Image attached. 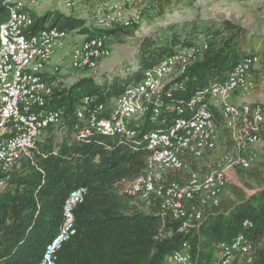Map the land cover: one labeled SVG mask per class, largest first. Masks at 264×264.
Here are the masks:
<instances>
[{
  "label": "trees",
  "instance_id": "16d2710c",
  "mask_svg": "<svg viewBox=\"0 0 264 264\" xmlns=\"http://www.w3.org/2000/svg\"><path fill=\"white\" fill-rule=\"evenodd\" d=\"M4 1L0 0V24L9 16ZM31 15L32 32L45 27L67 32L79 29L88 36L104 34L117 42L131 35L130 29L123 28L88 32L80 20L56 11ZM199 35L204 36L207 49L187 68L183 87L173 90L164 100L166 104L182 103L188 111L197 94L223 81L233 66L249 55L260 56L264 71V36L258 37L231 20L203 21L142 38L134 57L136 64L122 73L118 70L100 80L80 78L68 88L58 85L46 108L62 112L60 129H47L31 150V158L21 159L3 177L0 264H36L63 222L68 194L77 188H85L86 194L74 210L75 234L56 252L55 264H165L184 245L192 264H215L219 245L238 235L253 247V255L249 263L234 264H264V151L243 173L242 187L227 184L218 204L206 209L199 223L183 230L182 223L163 212L158 203L144 209L140 201L122 192V183L145 172L150 151L142 136L166 128L174 113L162 111L155 119L145 116L131 122L137 132L133 140L97 132L76 137L82 123L75 110L83 97L92 96L109 106L128 85L139 82L146 70L194 44ZM225 135L222 129L221 139ZM245 221L247 226H243Z\"/></svg>",
  "mask_w": 264,
  "mask_h": 264
},
{
  "label": "built area",
  "instance_id": "2783aa9c",
  "mask_svg": "<svg viewBox=\"0 0 264 264\" xmlns=\"http://www.w3.org/2000/svg\"><path fill=\"white\" fill-rule=\"evenodd\" d=\"M43 1H4L9 16L0 24V191L5 187L3 177L21 159L31 158V150L45 131L61 127L62 112L49 110L46 105L60 83L57 75L63 74L64 62L75 71L95 72L112 54L113 40L104 34L77 40L73 31L56 27L32 32L31 9ZM57 1L71 10L80 0ZM142 1L104 4L97 12L96 25L105 31L139 28ZM206 49L205 40L182 47L146 70L139 82L128 85L109 106L85 96L75 110L76 119L82 123L77 138L97 132L133 140L137 132L131 122L145 116L155 119L162 111L175 114L166 128L142 136L150 151L145 172L122 183V192L140 201L144 209L158 203L163 212L182 223L183 230L199 223L205 210L218 204L231 170H247L258 161L255 148L264 128L262 105L243 100L256 87L258 55L242 58L223 81L197 94L188 111L182 103H165L173 90L183 87L187 68L198 62ZM235 96L239 100L234 101ZM222 129L226 131L223 139ZM172 175L177 179H169ZM85 194V188L68 194L63 222L36 264H55L56 252L75 234L74 210ZM247 225L245 221L243 226ZM252 255L253 247L238 235L219 245L215 264L249 263ZM165 264H192L185 245Z\"/></svg>",
  "mask_w": 264,
  "mask_h": 264
},
{
  "label": "rangeland",
  "instance_id": "374dc122",
  "mask_svg": "<svg viewBox=\"0 0 264 264\" xmlns=\"http://www.w3.org/2000/svg\"><path fill=\"white\" fill-rule=\"evenodd\" d=\"M126 0H80L78 4L71 10H66L58 3L57 0H44L40 4L33 6L31 12L40 16L46 12L56 11L70 16L83 22V28L92 32L100 30L96 25L95 18L99 9L107 6L108 2L123 3ZM143 21L139 28L130 29L131 35L121 39V42L113 40L112 57L109 66L113 63L114 70L118 72L131 67L134 64V57L138 48V42L146 36L157 35L165 33L168 28L177 25L197 24L203 21H221L231 20L242 27H246L250 33L256 36H264V0H143ZM79 30V29H78ZM74 30L73 36L77 40H82L87 36V33ZM82 30V29H81ZM204 36L199 35L194 43L204 41ZM58 52V51H56ZM58 55V54H57ZM55 53L56 59L58 56ZM133 62V63H131ZM67 61L61 66L64 70ZM98 71V70H97ZM91 73L89 76H80L72 73H66L65 79L61 80L59 85L61 88H68L80 78L99 77L98 72ZM115 72V73H117ZM72 74V75H71ZM84 74V73H83ZM112 74H109L111 76ZM63 76V75H62ZM59 78L61 75H57ZM264 90V88H263ZM60 128H58L59 130ZM246 170H236L229 175L228 184H235L243 186V173ZM247 193H251L247 191ZM225 194V191L224 193Z\"/></svg>",
  "mask_w": 264,
  "mask_h": 264
},
{
  "label": "crops",
  "instance_id": "0c3cea01",
  "mask_svg": "<svg viewBox=\"0 0 264 264\" xmlns=\"http://www.w3.org/2000/svg\"><path fill=\"white\" fill-rule=\"evenodd\" d=\"M244 28H246V27H244ZM112 47H113V45H112ZM111 57H112V54H111V56L109 58L103 59L100 62L99 66L97 68L98 71L96 70L98 72V74H96V75H99V77L94 78V79L100 80V79H102L104 77L108 78L109 74H112V73H114L116 71V69H115V71H112V70H114V67H115L114 63L110 67H108L110 61H112ZM133 62H131V63H133ZM134 64H136V63L134 62ZM66 69L67 70H64V72L62 74L63 76L61 75V77H63V78H60V82H61V80L65 79L64 75L66 73H68V74L72 73V74H75L76 76L77 75L89 76V74H91V73L88 74V72L75 71V70H73L71 68H68L67 66H66ZM46 71H47V73H49L50 72V67H47ZM119 71L121 72V70H119ZM254 77H255V81H256V87H255L254 91L251 92L249 95L245 96L243 98V100L246 101V102H257V103H260L262 105V107H263V110H264V90H263V88H264V71L262 69L261 58H260L259 64L254 68ZM237 100H239V98H237V96H235L234 97V101H237ZM263 151H264V128H263V132H262L261 142L255 148V152L257 153L258 160L261 158ZM234 171H236V170H231L229 172V175H231Z\"/></svg>",
  "mask_w": 264,
  "mask_h": 264
}]
</instances>
